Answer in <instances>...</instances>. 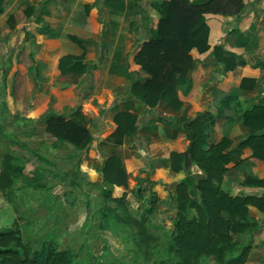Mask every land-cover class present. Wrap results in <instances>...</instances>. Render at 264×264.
Wrapping results in <instances>:
<instances>
[{"label":"rangeland","instance_id":"374dc122","mask_svg":"<svg viewBox=\"0 0 264 264\" xmlns=\"http://www.w3.org/2000/svg\"><path fill=\"white\" fill-rule=\"evenodd\" d=\"M195 1L198 0H191ZM31 37L25 33L23 43L28 41L32 55L20 50V39L11 45L6 37L0 36V173L5 160L21 168L23 178L39 175L37 181L45 188L33 189L21 179L11 192L0 193V229L20 228L22 242L31 250L48 238L59 250L72 251L76 256L73 264H158L166 257L164 248L175 217L171 205L174 185L185 178L186 173L172 174L167 165L170 149L163 150L159 146L152 149L143 138L142 128L153 116L154 109L141 106L131 97L133 105L140 106L138 111L130 110L136 116L138 131L132 136L123 135L120 145L108 141L118 126L115 116L125 109L129 85L112 92L107 90L113 83L97 88L88 64H84L85 70L60 76L58 54L46 57L51 63V69L46 70L44 57H38L40 48ZM149 38L151 36L145 40ZM39 66L44 70L39 71ZM54 68L57 75L52 73ZM22 70L30 73L28 83L19 84ZM141 72L139 78L145 81L147 75ZM184 89L186 84L179 85L178 94ZM76 111L87 118V131L93 136L87 150L76 149L67 142L56 145V139L46 130L48 114L68 118ZM155 114L162 115L161 112ZM238 122L232 119L228 126L221 127L222 134H231L235 143L244 135V130L238 128L241 125H236ZM112 156L120 160L126 172V186L103 182V162ZM195 171L196 168L191 170ZM245 174L258 178L244 167L231 169L225 176L223 188L234 195L254 193L256 188L240 186ZM146 178L149 182H145ZM151 182L157 184L152 186ZM104 189L111 190L114 198L124 196L128 210L136 218L153 202V212L148 219L155 228L147 226L153 236L149 244L138 247L126 242L123 233L98 228L96 213L105 204ZM253 214L261 222V228L237 239L251 244L245 264H264V214ZM132 235L136 237L134 232ZM201 262L218 264L211 258Z\"/></svg>","mask_w":264,"mask_h":264},{"label":"trees","instance_id":"16d2710c","mask_svg":"<svg viewBox=\"0 0 264 264\" xmlns=\"http://www.w3.org/2000/svg\"><path fill=\"white\" fill-rule=\"evenodd\" d=\"M152 7L159 14L157 28L134 58L147 78L142 81L139 72L129 71L127 92L141 106L151 110L162 107L165 112L179 113L183 102L177 87L186 84V92L191 88L188 73L194 59L190 52L196 49L204 53L209 49L206 15H237L244 8V0H163L152 4ZM212 54L218 62L229 64L230 60L221 58L219 46L213 48ZM83 59V54L60 57L57 63L59 75L85 70ZM256 84L254 79L244 78L240 87L252 91ZM233 101L238 102V99L225 96L221 107ZM236 106L244 130L243 137L236 143L228 136L215 141L211 139L215 121L209 112L193 118L166 116L155 120L152 117L148 122L153 124V128L156 121L166 124L171 138L182 133L188 142L183 152L170 154L171 171L184 172L186 176L174 185L171 205L175 209V217L164 248L166 257L158 264H201L209 258L218 264H245L248 261L251 244L242 243L237 237L250 235L261 228V222L253 213L264 214V179L244 175L240 186L256 188L252 194L234 195L223 188V183L232 169L229 167L231 164L237 167L250 158L264 161V95L243 109L239 102ZM123 108L115 116L117 129L107 138L115 145L122 143L123 135L132 136L138 131L136 116L130 112L134 110L133 100L127 101ZM45 119L46 130L56 139V145L67 142L79 150L89 149L93 136L87 131V118L82 113L72 112L68 118L48 114ZM244 149H250V155L240 159ZM2 168L0 193L11 192L21 179L33 189L45 188L37 181V174L30 179L23 178L21 168L5 160ZM193 168L196 171L192 173ZM102 174L103 182L110 186L127 184L126 172L114 156L103 162ZM145 182L149 179L146 178ZM156 184L151 182L152 186ZM102 198L105 204L96 213L99 229L123 233L126 242L138 247L153 240L147 229L150 226L155 228L148 219L153 212V202L136 218L128 210L124 196L114 198L111 190L104 189ZM133 232L136 237H133ZM75 258L71 250H59L48 238L31 250L22 242L20 228L0 229V264H73Z\"/></svg>","mask_w":264,"mask_h":264},{"label":"crops","instance_id":"0c3cea01","mask_svg":"<svg viewBox=\"0 0 264 264\" xmlns=\"http://www.w3.org/2000/svg\"><path fill=\"white\" fill-rule=\"evenodd\" d=\"M161 1L163 0H0V36L6 37L11 45L20 39V50L23 49L25 54H30L28 41L23 43L25 33L32 36L31 39L40 48L38 57H44L46 70L51 69V63L46 57L58 54V63L59 58L64 55L78 57L83 54V62L88 64L93 84L101 88L113 83L107 90L112 92L118 87H128L129 71L142 73L134 58L145 39L156 29L159 14L152 4ZM206 19L209 26V49L204 53H199L196 49L191 51L194 59L188 74L191 88L188 92L185 89L179 91V98L183 102L181 111L163 112L162 107H157L161 111L154 109L149 120L152 117L157 120L158 117L166 116L193 118L209 112L215 121L211 139L215 141L222 136L232 139L231 134H222L221 127L228 126L232 119H238L239 124L236 125H241L236 104L239 102L243 109L264 95V0H244V8L239 14H208ZM43 29L44 33H41ZM215 46L221 48V58L223 56L230 60L229 66L216 60L212 54ZM38 69L44 70L40 66ZM17 70L18 68L15 71ZM28 70L21 71L19 84L30 81ZM52 73L57 75L55 68ZM244 78L256 81L252 91H245L240 87ZM225 96L236 97L238 102L233 101L226 107H221ZM125 97L130 101L128 93ZM133 109L138 111L140 106L134 105ZM159 112L162 115L155 114ZM149 120L143 126L142 133L151 148H168L170 154L183 152L188 142L182 133L171 138V131H168L170 128L166 124L156 121L153 128V124L149 125ZM170 154L167 165L170 172L178 176L179 173L171 171ZM249 155L250 149H244L240 159L248 158ZM233 166L231 164L229 167L232 170L244 167L258 178L264 179V161L250 158L237 167ZM158 172L162 173L161 170ZM183 180L184 178L176 183Z\"/></svg>","mask_w":264,"mask_h":264}]
</instances>
